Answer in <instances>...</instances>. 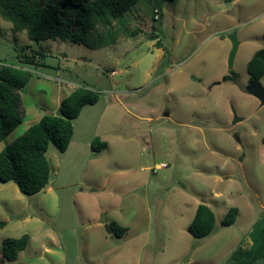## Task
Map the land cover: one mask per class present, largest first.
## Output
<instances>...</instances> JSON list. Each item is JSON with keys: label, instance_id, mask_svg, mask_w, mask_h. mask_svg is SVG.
Masks as SVG:
<instances>
[{"label": "rangeland", "instance_id": "rangeland-1", "mask_svg": "<svg viewBox=\"0 0 264 264\" xmlns=\"http://www.w3.org/2000/svg\"><path fill=\"white\" fill-rule=\"evenodd\" d=\"M160 3L100 26L114 41L96 49L36 45L0 17V65H19L25 45L45 52L38 56L44 66L26 67L33 77L20 92L25 117L0 151L40 116L58 114L59 100L75 88L99 94L74 120L66 152L49 146L42 191L27 196L0 183V264H226L235 248L250 247L248 234L264 212V106L246 90L247 64L264 46V0ZM70 13L63 9L64 18ZM231 32L239 42L237 80L223 82L232 45L222 37ZM259 82L264 88V76ZM95 141L107 147L94 152ZM199 204L216 219L202 239L187 231ZM230 208L236 220L223 227ZM102 215L127 231L108 234ZM24 235L26 249L4 260L2 242Z\"/></svg>", "mask_w": 264, "mask_h": 264}, {"label": "trees", "instance_id": "trees-1", "mask_svg": "<svg viewBox=\"0 0 264 264\" xmlns=\"http://www.w3.org/2000/svg\"><path fill=\"white\" fill-rule=\"evenodd\" d=\"M147 1L151 0H47L42 5L39 0H0V17L11 24L14 32L25 33L28 40L36 45L44 41L59 40L96 49L114 41L111 34H108L107 39L99 34L100 26L111 28L112 22H125L128 12ZM164 1L169 0H159L160 4ZM63 9L71 10L67 19L62 14ZM160 17V10L154 8L153 20L158 21ZM109 31L111 30L108 33ZM137 33L139 32H134L131 36L134 37ZM148 39L155 41L158 37L151 35ZM158 42L156 45L160 48ZM19 54V65H0V143H4L24 120L20 92L33 77L26 67L44 66L43 62L39 63L38 56L43 58L45 52L31 50L30 46L25 45L20 48ZM247 73L249 82L259 81L264 76V46L249 60ZM236 80L237 75L232 71L222 79L223 82ZM98 100V92L77 87L60 102L58 114L42 115L13 143L5 144L0 151V183H14L27 196L42 191L50 180L51 171L46 158L49 146L53 145L60 154L66 152L73 135L74 120L78 118L82 108L95 105ZM106 147L107 144L100 141L90 145L94 152ZM237 214L236 208H230L221 221V226L233 225ZM215 221L214 212L207 205L199 204L187 231L194 238H205L212 233ZM108 224L110 233L117 238L127 231L114 222ZM4 226L5 222L0 221V228ZM248 237L250 247L235 248L226 264H264V212L252 226ZM27 244L26 235L19 239H5L1 246L2 258L15 261Z\"/></svg>", "mask_w": 264, "mask_h": 264}, {"label": "water", "instance_id": "water-1", "mask_svg": "<svg viewBox=\"0 0 264 264\" xmlns=\"http://www.w3.org/2000/svg\"><path fill=\"white\" fill-rule=\"evenodd\" d=\"M227 38L231 42V50L229 52L228 56V69L231 71L232 66H233V60L236 54V51L238 49L239 42L236 38V33L231 32L227 36H223L222 39ZM219 84V83H217ZM246 90L255 98L259 101V105L262 107L264 106V88L260 84L259 81H252L249 83V85L246 87ZM239 121L238 119H234L233 123H236ZM18 189L20 190V187L17 186ZM98 223L102 226L105 227V229L108 231V234H110V231L108 230V221L105 217V215H102L101 218L98 220Z\"/></svg>", "mask_w": 264, "mask_h": 264}, {"label": "crops", "instance_id": "crops-1", "mask_svg": "<svg viewBox=\"0 0 264 264\" xmlns=\"http://www.w3.org/2000/svg\"><path fill=\"white\" fill-rule=\"evenodd\" d=\"M64 98H65V97H64ZM64 98H63V99H64ZM63 99L59 100V102H58V104H57V109L59 108V104H60V102H61ZM96 104H97V103H96ZM87 107H88V106H85L84 108H82L81 112H82L83 110H85ZM81 112H80V114H81ZM52 114H54V113H52ZM80 114H79V115H80ZM54 115H55V114H54ZM38 117H39V116H38ZM78 117H79V116H78ZM40 118H41V116L39 117V119H40ZM39 119H38V120H39ZM77 119H78V118H77ZM77 119H76V120H77ZM38 120H37V121H38ZM37 121H36V122H37ZM28 127H29V126H28ZM28 127H27V128H28ZM27 128H26V129H27ZM26 129H25V130H26ZM74 131H75V129L73 130V135H74ZM73 135H72V139H73ZM72 139H71V140H72ZM70 143H71V142H70Z\"/></svg>", "mask_w": 264, "mask_h": 264}, {"label": "built area", "instance_id": "built-area-1", "mask_svg": "<svg viewBox=\"0 0 264 264\" xmlns=\"http://www.w3.org/2000/svg\"><path fill=\"white\" fill-rule=\"evenodd\" d=\"M157 17V16H156Z\"/></svg>", "mask_w": 264, "mask_h": 264}]
</instances>
